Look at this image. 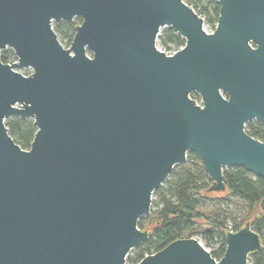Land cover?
Returning a JSON list of instances; mask_svg holds the SVG:
<instances>
[{"label":"water","instance_id":"1","mask_svg":"<svg viewBox=\"0 0 264 264\" xmlns=\"http://www.w3.org/2000/svg\"><path fill=\"white\" fill-rule=\"evenodd\" d=\"M216 2L209 31L184 0H0V54L16 59H0V264H125L151 235L137 223L154 191L188 152L210 194L227 193V168L264 180V0ZM75 18L67 46L52 23ZM163 28L184 45L159 48ZM11 117L33 121L28 150ZM224 242L219 260L193 237L137 264H247L262 247L249 220Z\"/></svg>","mask_w":264,"mask_h":264},{"label":"trees","instance_id":"2","mask_svg":"<svg viewBox=\"0 0 264 264\" xmlns=\"http://www.w3.org/2000/svg\"><path fill=\"white\" fill-rule=\"evenodd\" d=\"M187 5L197 11L204 22L214 29L218 19L219 5L216 0H184ZM81 20L75 18L72 22H54L53 30L61 40H66L70 45L75 34V27ZM158 40L166 49H179L185 41L176 35L173 29L167 28L160 32ZM1 62L7 64L15 60L11 50L0 54ZM8 134L21 149L28 150L36 132L31 119L11 117L5 121ZM246 133L257 140H263V130L259 125L248 124ZM226 180L227 193L219 196L207 192L211 181L205 173L200 160L191 152H188L185 163L176 165L170 175L171 180L165 187H159L153 194L158 196L159 201L153 203L157 208L150 217H141L138 220L139 229H149V239L135 248L132 257L127 258L130 264H137L145 256L152 255L169 243L193 238L200 234L207 244L216 242V247L210 255L219 260L225 251L224 231L227 229L225 222L217 217L211 219L200 215L199 209L203 206L224 202L227 198H236L250 208L256 210L257 203L264 199V180L254 176L243 167L227 168L223 171ZM215 196V197H213ZM160 205V208H158ZM252 218L251 228L257 233L262 241L261 249L248 257L247 264H264V213L256 210ZM203 216L207 227L202 229L197 221ZM153 220V224L147 226V220ZM248 221V220H247ZM244 224V223H243ZM242 224V225H243ZM241 228L240 224L231 227L233 231Z\"/></svg>","mask_w":264,"mask_h":264},{"label":"rangeland","instance_id":"3","mask_svg":"<svg viewBox=\"0 0 264 264\" xmlns=\"http://www.w3.org/2000/svg\"><path fill=\"white\" fill-rule=\"evenodd\" d=\"M203 19H205V18L203 17ZM53 23H52V25H53ZM206 26L208 29H211L208 24H206ZM164 29H167V28H163V29H161V31H163ZM57 37H58V35H57ZM62 41L67 45L66 40H62ZM157 46L161 49H166L165 47H163L161 45L159 40H157ZM5 51H9V49H6ZM18 71L20 73H26L28 70L27 71L26 70H18ZM170 180H171V177H168L162 183V185L160 187H165ZM213 197H215V196H213ZM158 201H159L158 196L153 194L151 197V206H150L149 214L144 216V217H150L151 213L156 211L157 208L153 205V203H156ZM158 208H160V205ZM255 212H256V210L254 208H250L248 206V204H246V203H244V202H242L236 198H227V200L224 202L210 203V204H207V205H205L199 209L200 215H203L204 217L211 218V219L217 217L219 220L225 222L226 227H232L235 224H240L242 226V224L245 221H247V220L251 221L252 220V218L256 214ZM203 216L200 217L199 220L197 221V223L199 225H202V229H199V232H200V230L203 231V228L207 227V225L204 224ZM147 221H148L146 223L147 226H150L151 224H153V220L149 219ZM194 238L196 240H198L201 243V245L206 250H208L209 252H211L216 247V242L207 244L205 239L200 234H197L196 236H194ZM134 253H135V250L133 249L132 251H130L127 258L132 257ZM127 258H126L125 264H130L127 261Z\"/></svg>","mask_w":264,"mask_h":264},{"label":"built area","instance_id":"4","mask_svg":"<svg viewBox=\"0 0 264 264\" xmlns=\"http://www.w3.org/2000/svg\"><path fill=\"white\" fill-rule=\"evenodd\" d=\"M204 20V19H203ZM215 28V27H214ZM209 31H211L212 30V28L211 29H208ZM164 51H166V52H168V53H172L173 51H175V49H163ZM177 50V49H176ZM16 61V59L14 60V61H12V62H9L10 64L11 63H13V62H15ZM28 70V71H27ZM26 71L27 72H31V70H29V69H26ZM190 97H192V98H194L198 103H200V100H198V99H196V97H195V94H192ZM231 231H233L232 229H231V227H228Z\"/></svg>","mask_w":264,"mask_h":264},{"label":"flooded vegetation","instance_id":"5","mask_svg":"<svg viewBox=\"0 0 264 264\" xmlns=\"http://www.w3.org/2000/svg\"><path fill=\"white\" fill-rule=\"evenodd\" d=\"M221 95L223 96V98H226V96H225L224 94L221 93ZM195 97H196V99L200 100V96H199L198 94H195ZM248 124L259 125V124H258L257 122H255V121H249V122H247V123L245 124V131H246V126H247ZM259 126H260V125H259ZM261 128H262V127H261Z\"/></svg>","mask_w":264,"mask_h":264}]
</instances>
